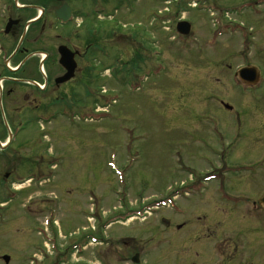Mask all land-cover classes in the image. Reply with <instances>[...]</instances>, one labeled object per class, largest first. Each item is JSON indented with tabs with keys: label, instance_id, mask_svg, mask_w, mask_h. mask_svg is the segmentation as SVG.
Listing matches in <instances>:
<instances>
[{
	"label": "rangeland",
	"instance_id": "rangeland-1",
	"mask_svg": "<svg viewBox=\"0 0 264 264\" xmlns=\"http://www.w3.org/2000/svg\"><path fill=\"white\" fill-rule=\"evenodd\" d=\"M93 2L94 12L103 11L94 13L93 22L102 30L96 39L99 49L76 60L75 78L61 89L65 115L28 126L19 139V144L30 138L39 146L33 150L43 156L39 169L51 178L42 185H18V197L0 203V264H5L2 256L9 257L7 264H30V256L43 261L37 264H127L136 252L148 264H264V216L254 214L250 203L214 195L217 181L201 182L209 173H221L219 178L228 177L227 184L238 193L264 179L262 173L233 177L217 170L223 163L234 167L264 156V151L261 157L253 153L264 149V142L256 144L250 137L251 112L254 107L264 115V97L258 102L235 97L231 71L219 62L231 61L224 58L228 53H252L250 61L264 70V0L80 4ZM245 4L250 8L239 15ZM220 19L232 26L243 23L252 35L249 46H239L236 31L212 36L221 31L215 27ZM181 20L191 24L193 36L176 34ZM107 30L128 39L108 37ZM71 43L82 50L79 41ZM56 44L52 38L51 47ZM50 56L52 61L56 53ZM130 62L139 67H131L130 76L115 74L117 65ZM50 73H60L52 62ZM211 94L221 95L230 113ZM241 110L238 121L234 115ZM207 120L218 127L216 135ZM239 125L247 138L231 146ZM26 164L19 163L18 174ZM182 182L199 186L185 193ZM138 211L143 214L120 217ZM49 226L57 236L56 249L47 242L36 252ZM80 238L81 250L70 248ZM62 249L66 253L59 257Z\"/></svg>",
	"mask_w": 264,
	"mask_h": 264
},
{
	"label": "flooded vegetation",
	"instance_id": "flooded-vegetation-1",
	"mask_svg": "<svg viewBox=\"0 0 264 264\" xmlns=\"http://www.w3.org/2000/svg\"><path fill=\"white\" fill-rule=\"evenodd\" d=\"M81 1L0 0V203L11 202L15 197H18L19 191L16 190V187L19 183L23 185L29 182L42 185L48 183L51 178L49 172L39 169L43 156H37L33 151L39 146H33L30 138H27L25 143L19 144V139L24 136L28 126L48 124L50 121L64 116L65 94L61 93V89L75 78L78 67H76L71 81L57 84L56 80L65 72L59 64V48L66 47L71 53H75V63L76 60L84 59L89 53L91 57L93 53H96L98 45L96 39L99 36L93 23L96 2L86 7L80 4ZM244 11L247 10H243L242 13ZM57 12L60 13L61 19L68 18V22H61L57 18ZM249 14L252 15L251 12ZM57 28L59 31L54 32L53 30ZM237 29L241 30L239 37L242 42L245 41L249 45L252 40L250 30L243 28L242 25ZM107 36L112 37L113 33L107 30ZM119 36L125 37L121 34ZM242 36L245 38H241ZM52 38L59 41V44L51 47ZM71 40L79 41L82 50L79 51L73 46ZM239 46L242 47L241 44ZM51 53H56L52 61L50 60ZM251 56L252 53H228L224 58H231V61L219 62L224 63L223 67L228 72L231 71L229 79L234 84L235 97H248L253 102H258L259 97H264V94L261 93L264 89V70L256 64L257 62L250 61ZM51 62L60 72L56 76L55 73H50ZM235 62L237 64H234ZM84 67L85 71H91L92 66L88 63ZM241 70H246L242 77V79H246V82L237 77V73ZM257 77H259V81H257ZM211 95V99L218 100L221 109L230 113L232 108H227L229 106L223 102L224 99L221 95ZM243 114L241 110L234 117L239 121ZM251 114L253 117L250 115L251 118H249L254 122V127H251L252 135L250 137L256 144H259L264 142V115L257 114L254 107ZM207 122L209 123L208 120ZM210 127L216 135L218 127L216 125L213 127L211 124ZM241 129L242 127L239 125L237 129L239 133L235 134L231 146H235L238 141L242 143L247 138L240 132ZM38 134L40 135V133ZM45 136L43 134V137ZM262 151L264 149L261 151L256 149L253 153L261 157ZM232 154L233 152L230 156ZM22 162H27V164L23 165L24 171L18 174L19 167H22L19 166V163ZM223 170L226 172L225 176L237 177L248 174L257 177L261 173L263 175L264 156L259 162H240L234 167H227L224 164ZM220 176H222L221 173ZM215 181H217L218 191L215 186L214 195L227 201L250 203L254 214L258 213V215L264 216V179H262V184H257L255 188L249 185V191L243 188L238 193H234L232 187L227 184L228 177L227 181H222L221 178L213 180V182ZM193 186H198V184H193ZM251 189L253 190L251 191ZM142 209L144 210V207ZM1 212H4V208L0 206ZM258 233H261L260 230ZM41 234L40 246H37L35 251L41 252L47 242L53 249H56L57 236L54 229L49 226L44 230V234ZM95 240L93 244H97V238ZM81 242L82 238L70 248L77 251V246ZM232 250L231 254L236 248L233 247ZM58 252L59 257L66 253L63 249ZM141 256V253H134L127 264H148L141 260ZM1 258L4 259V256ZM26 260L30 264L43 262L36 256L27 257Z\"/></svg>",
	"mask_w": 264,
	"mask_h": 264
},
{
	"label": "water",
	"instance_id": "water-1",
	"mask_svg": "<svg viewBox=\"0 0 264 264\" xmlns=\"http://www.w3.org/2000/svg\"><path fill=\"white\" fill-rule=\"evenodd\" d=\"M62 1V0H58ZM57 16L60 18L61 15L57 12ZM176 31L182 36H187L190 32V25L187 22H179L176 26ZM75 53H71L66 47L59 48V64L65 70L63 76L56 80L57 84H63L70 81L74 77V72L76 69V64L74 61ZM244 76V72L241 74V77ZM250 80V79H249ZM5 263H8V257L4 258Z\"/></svg>",
	"mask_w": 264,
	"mask_h": 264
},
{
	"label": "trees",
	"instance_id": "trees-1",
	"mask_svg": "<svg viewBox=\"0 0 264 264\" xmlns=\"http://www.w3.org/2000/svg\"><path fill=\"white\" fill-rule=\"evenodd\" d=\"M131 63V66H128V65H125L124 63H122V65H120L119 68H117L115 74L117 75H121L123 79L126 78V76H130L132 72H128L126 69L127 67L130 68L133 67L134 69H136V66L138 65L137 63H133V62H130Z\"/></svg>",
	"mask_w": 264,
	"mask_h": 264
},
{
	"label": "bare ground",
	"instance_id": "bare-ground-1",
	"mask_svg": "<svg viewBox=\"0 0 264 264\" xmlns=\"http://www.w3.org/2000/svg\"><path fill=\"white\" fill-rule=\"evenodd\" d=\"M20 186V185H19Z\"/></svg>",
	"mask_w": 264,
	"mask_h": 264
}]
</instances>
